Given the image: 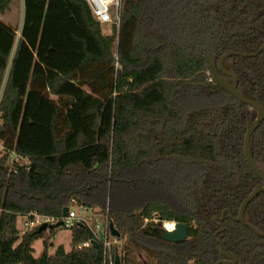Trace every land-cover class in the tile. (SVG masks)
I'll return each instance as SVG.
<instances>
[{
	"label": "trees",
	"instance_id": "obj_1",
	"mask_svg": "<svg viewBox=\"0 0 264 264\" xmlns=\"http://www.w3.org/2000/svg\"><path fill=\"white\" fill-rule=\"evenodd\" d=\"M17 1L0 0V13ZM263 44L264 0H123L110 35L84 0H24L19 38L0 20V147L20 158L0 152V264H217L220 246L204 229L238 264H264V238L249 228L264 235V193L236 221L264 186L244 157L258 113L196 55ZM223 68L264 106V51ZM250 151L264 173V121ZM73 207L119 231L110 263L87 227L70 230V250L49 255L44 240L40 258L33 244L45 232L20 235V217ZM164 223L186 224L188 238L164 241Z\"/></svg>",
	"mask_w": 264,
	"mask_h": 264
},
{
	"label": "water",
	"instance_id": "obj_2",
	"mask_svg": "<svg viewBox=\"0 0 264 264\" xmlns=\"http://www.w3.org/2000/svg\"><path fill=\"white\" fill-rule=\"evenodd\" d=\"M264 51V44L263 46L256 52L254 53H246V52H234V53H227L221 56L217 60L216 55H209V54H200L198 55L202 60H204L211 68V75H212V80L223 90L227 91L231 96L236 99L237 101L241 102L242 104L246 106H250L253 109H255L258 113L257 119L254 121L253 124H251L247 130L246 136H245V141H244V157L247 161V163L251 166L255 174L264 182V173L258 168L256 165L254 158L251 154L250 151V140L253 135V133L259 128L261 123L264 121V106L252 99H248L243 97L239 92H238V79L237 77L226 71L223 68V62L228 58L232 56H239L243 58H252L258 56L260 53ZM225 74L231 78H233V83H229L225 77L221 74ZM261 193H264V186L260 187L256 190H254L249 197L243 202V204L240 207L238 217L236 218L237 222H240L242 224H245L244 220V212L245 209L249 206V204ZM69 214V208H65L63 210V217H67ZM217 219V218H216ZM215 219V220H216ZM249 226V225H248ZM61 227V223H58L57 225H52V226H47L43 225L39 228L38 233L46 232L49 230H55L57 228ZM175 229L173 231H169L166 228L164 229V233L162 235V239L164 241L170 242V243H180L184 242L188 238V227L186 224H175ZM249 228L259 237L264 238V235L261 234L259 231H257L255 228L252 226H249ZM109 229L111 232V235L119 239L120 238V233L119 231L114 227L113 224L109 225ZM204 232L208 233L211 235L213 240L217 242V244L220 246V252L221 255L223 256L224 260L219 261L217 264H238L237 258L232 255V254H227L221 242L217 239V235L213 234L210 230L204 229ZM100 238L103 239V233L100 232ZM115 264H119L118 259L116 258Z\"/></svg>",
	"mask_w": 264,
	"mask_h": 264
},
{
	"label": "built area",
	"instance_id": "obj_3",
	"mask_svg": "<svg viewBox=\"0 0 264 264\" xmlns=\"http://www.w3.org/2000/svg\"><path fill=\"white\" fill-rule=\"evenodd\" d=\"M87 5L89 6L92 16L95 21H97L102 26L104 25H112L114 24L119 28L121 23V15H122V7H123V0H84ZM4 93V86L0 89V104L2 101ZM2 123L1 113H0V125ZM1 148H3L1 146ZM11 152L13 155V159L16 161H20L12 151L6 150L5 148L3 151L0 152ZM77 208L80 210L79 212H89L88 210L81 208V207H73L69 209V214L67 217L55 218L51 216L41 215L37 212H32L28 215L20 217L22 221V229L20 230L22 235L27 234L33 230L39 229L43 225L52 226L61 223V227L63 229L71 230L76 226H83L89 228L95 238L103 243L104 246V253H105V260L107 262L108 259L111 258V238H114L110 231L109 225L106 223L104 230H100V225L98 223L95 224V227L91 226L92 219L88 220L82 218L80 214L76 211ZM174 227H175V223ZM175 229V228H174ZM100 232L103 233V239L100 238ZM89 243H84L80 245L79 248H87L89 247ZM111 262V261H110Z\"/></svg>",
	"mask_w": 264,
	"mask_h": 264
},
{
	"label": "rangeland",
	"instance_id": "obj_4",
	"mask_svg": "<svg viewBox=\"0 0 264 264\" xmlns=\"http://www.w3.org/2000/svg\"><path fill=\"white\" fill-rule=\"evenodd\" d=\"M23 17H24V1L19 0L15 2L8 11H6L4 14L0 13V19L10 25L13 29L17 31V37H20V31L23 24ZM115 25H104L103 26V32L105 35H110L112 33V28ZM118 28V27H117ZM117 43H115L114 47V57L117 59ZM194 53V52H193ZM196 55H200V53H196ZM203 55V54H202ZM116 68H119V62L116 61ZM5 147L1 148L0 151H3ZM7 150V148H5ZM82 218L85 219H92L91 226L95 227V224L98 223L100 225V230H104L105 224L107 223V219L105 216L100 215L97 211H89V212H79L80 210L77 208L76 210ZM22 221L19 218L18 220V229L19 231L22 229ZM163 228L165 229V223L163 224ZM20 235L22 236V233L20 231ZM49 239L52 246L48 249V254L53 255L56 250L63 246L66 250H70L71 247V241H72V233L70 230L63 229V228H57L55 229L54 233H50L49 231L45 232V235L43 238H40L36 240L33 244V249L35 251L34 256L36 258H40L41 255L44 252V240ZM112 248L116 246H121L123 242H115L111 239ZM112 259H108L109 263Z\"/></svg>",
	"mask_w": 264,
	"mask_h": 264
},
{
	"label": "bare ground",
	"instance_id": "obj_5",
	"mask_svg": "<svg viewBox=\"0 0 264 264\" xmlns=\"http://www.w3.org/2000/svg\"><path fill=\"white\" fill-rule=\"evenodd\" d=\"M165 228L169 231L174 230V224L173 223H165Z\"/></svg>",
	"mask_w": 264,
	"mask_h": 264
},
{
	"label": "crops",
	"instance_id": "obj_6",
	"mask_svg": "<svg viewBox=\"0 0 264 264\" xmlns=\"http://www.w3.org/2000/svg\"><path fill=\"white\" fill-rule=\"evenodd\" d=\"M24 1V0H23ZM23 19H24V17H23ZM1 20V19H0ZM2 21V20H1ZM3 22V21H2ZM5 23V22H4ZM5 24H7V23H5ZM8 25V24H7ZM23 25V24H22ZM8 26H10V25H8ZM11 27V26H10Z\"/></svg>",
	"mask_w": 264,
	"mask_h": 264
}]
</instances>
